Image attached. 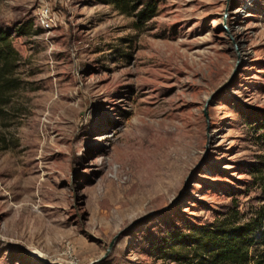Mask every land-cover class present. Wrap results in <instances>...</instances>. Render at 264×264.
<instances>
[{"label":"rangeland","instance_id":"1","mask_svg":"<svg viewBox=\"0 0 264 264\" xmlns=\"http://www.w3.org/2000/svg\"><path fill=\"white\" fill-rule=\"evenodd\" d=\"M150 1L140 22L106 0H0L21 57L0 264H178L174 235L264 204V0Z\"/></svg>","mask_w":264,"mask_h":264},{"label":"trees","instance_id":"2","mask_svg":"<svg viewBox=\"0 0 264 264\" xmlns=\"http://www.w3.org/2000/svg\"><path fill=\"white\" fill-rule=\"evenodd\" d=\"M106 2L125 15L134 13L140 22L150 21L157 12L153 1L139 4L134 0ZM20 58L13 47L11 34L0 29V118L11 105L13 94L20 89L16 74ZM254 174L258 187L264 192V163L255 165ZM169 241V258L178 264H264V204L248 214L234 208L222 219L188 233H177ZM174 247L187 251L182 253L173 250Z\"/></svg>","mask_w":264,"mask_h":264},{"label":"built area","instance_id":"3","mask_svg":"<svg viewBox=\"0 0 264 264\" xmlns=\"http://www.w3.org/2000/svg\"><path fill=\"white\" fill-rule=\"evenodd\" d=\"M39 25L45 31L50 30L55 25V17L46 7L41 10L39 15Z\"/></svg>","mask_w":264,"mask_h":264},{"label":"water","instance_id":"4","mask_svg":"<svg viewBox=\"0 0 264 264\" xmlns=\"http://www.w3.org/2000/svg\"><path fill=\"white\" fill-rule=\"evenodd\" d=\"M113 246V243L111 244L110 248Z\"/></svg>","mask_w":264,"mask_h":264}]
</instances>
